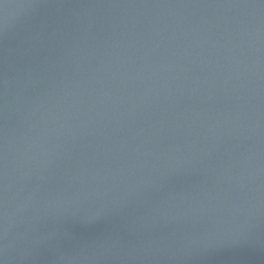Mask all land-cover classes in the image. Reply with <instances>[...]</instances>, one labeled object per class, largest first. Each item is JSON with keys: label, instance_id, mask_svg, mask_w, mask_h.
<instances>
[{"label": "water", "instance_id": "1", "mask_svg": "<svg viewBox=\"0 0 264 264\" xmlns=\"http://www.w3.org/2000/svg\"><path fill=\"white\" fill-rule=\"evenodd\" d=\"M0 264H264V0H0Z\"/></svg>", "mask_w": 264, "mask_h": 264}]
</instances>
